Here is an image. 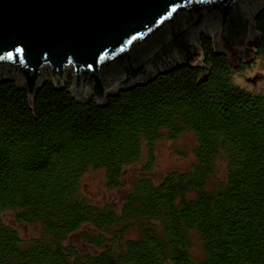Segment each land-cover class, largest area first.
Listing matches in <instances>:
<instances>
[{
    "label": "trees",
    "instance_id": "trees-1",
    "mask_svg": "<svg viewBox=\"0 0 264 264\" xmlns=\"http://www.w3.org/2000/svg\"><path fill=\"white\" fill-rule=\"evenodd\" d=\"M254 24L264 65V8ZM199 47L211 63L204 80L195 83L207 67L182 63L103 105L94 96L76 100L71 82L55 88L46 77L32 110L24 86L0 80V264H264V86L235 82L243 64L232 66L205 33ZM186 130L196 136L189 168L159 181L137 177L119 205L82 193L89 170H103L105 185L120 187L143 147L147 172L155 142ZM219 155L226 174L209 187ZM5 210L36 222L39 234L22 237L3 220ZM190 231L201 244L198 259ZM73 233L89 247L67 243Z\"/></svg>",
    "mask_w": 264,
    "mask_h": 264
},
{
    "label": "water",
    "instance_id": "water-1",
    "mask_svg": "<svg viewBox=\"0 0 264 264\" xmlns=\"http://www.w3.org/2000/svg\"><path fill=\"white\" fill-rule=\"evenodd\" d=\"M261 8L264 0H0V80L24 86L32 110L46 66L55 88L72 73L70 94L86 102L92 93L98 105L182 63L208 68L196 83L211 64L198 33L236 67V56L255 55Z\"/></svg>",
    "mask_w": 264,
    "mask_h": 264
},
{
    "label": "rangeland",
    "instance_id": "rangeland-1",
    "mask_svg": "<svg viewBox=\"0 0 264 264\" xmlns=\"http://www.w3.org/2000/svg\"><path fill=\"white\" fill-rule=\"evenodd\" d=\"M200 33L204 32L202 31L198 34L200 35ZM236 61L237 64H243V71L236 74L234 77L235 82L247 89H260L264 86V65L256 53L248 61H243L241 57L236 56ZM43 72L46 77H51L47 66L43 69ZM66 78L67 80L63 81V83H72V73L67 74ZM89 96H93L92 93H90ZM195 144L196 136L194 132L190 130L180 133L173 139L165 136L161 137L154 144L155 160L149 171L146 172L142 169L143 163L146 159V149L143 147L140 158L134 163L126 166L122 186L116 188L107 187L104 182L103 170L95 169L89 170L83 175L81 180V191L93 203L102 204L111 201L119 205L122 201L124 191L130 188L137 177L148 175L152 180L159 181L164 174L172 169L184 170L189 168L195 159L193 151ZM225 174V156L219 155L215 162V176L208 180V186L213 187L216 178H224ZM2 218L6 223L16 228L18 233L24 238L37 236L39 234V225L36 222L24 223L16 220L15 214L12 210L3 211ZM129 234L135 235L136 231L131 230ZM189 235L191 242L190 252L195 259H198L202 255L198 235L195 231H190ZM66 242L74 243L80 249H87L89 247L81 243L77 233L69 235Z\"/></svg>",
    "mask_w": 264,
    "mask_h": 264
}]
</instances>
